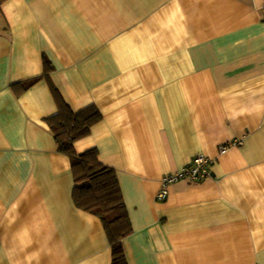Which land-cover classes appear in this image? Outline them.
<instances>
[{"label": "crops", "instance_id": "crops-1", "mask_svg": "<svg viewBox=\"0 0 264 264\" xmlns=\"http://www.w3.org/2000/svg\"><path fill=\"white\" fill-rule=\"evenodd\" d=\"M51 84L73 111L102 115L74 149L116 174L127 264H264L261 0L1 3L0 264H111L45 122ZM198 155L210 177L158 198Z\"/></svg>", "mask_w": 264, "mask_h": 264}, {"label": "trees", "instance_id": "trees-1", "mask_svg": "<svg viewBox=\"0 0 264 264\" xmlns=\"http://www.w3.org/2000/svg\"><path fill=\"white\" fill-rule=\"evenodd\" d=\"M4 0H0V5ZM51 67L45 63L43 78ZM40 78L23 84L24 89L33 86ZM50 90L57 106V113L45 119L57 149L67 155L75 186L72 200L77 208L98 217L105 229L111 248V264H127L123 240L132 233L128 213L113 169L98 161L95 149L77 154L74 143L87 136L102 115L95 106L73 111L51 84Z\"/></svg>", "mask_w": 264, "mask_h": 264}, {"label": "built area", "instance_id": "built-area-1", "mask_svg": "<svg viewBox=\"0 0 264 264\" xmlns=\"http://www.w3.org/2000/svg\"><path fill=\"white\" fill-rule=\"evenodd\" d=\"M261 11L264 16V0H261ZM223 150L224 148H221V151ZM210 162L211 160L207 157L198 155L183 169L165 176L161 181V190L158 194V198L165 197L167 195V188L178 181H200L210 177V173L207 169Z\"/></svg>", "mask_w": 264, "mask_h": 264}]
</instances>
